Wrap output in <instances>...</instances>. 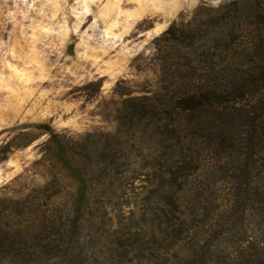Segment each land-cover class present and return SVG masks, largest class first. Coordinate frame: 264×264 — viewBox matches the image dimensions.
Instances as JSON below:
<instances>
[{"label":"rangeland","instance_id":"obj_1","mask_svg":"<svg viewBox=\"0 0 264 264\" xmlns=\"http://www.w3.org/2000/svg\"><path fill=\"white\" fill-rule=\"evenodd\" d=\"M232 1L0 0V222L19 236L0 264H264V117L178 135L168 109L134 105L172 100L184 51L199 84L210 10ZM255 4L240 6L243 52L218 63L222 83L247 66ZM172 26L195 50L157 40Z\"/></svg>","mask_w":264,"mask_h":264},{"label":"trees","instance_id":"obj_2","mask_svg":"<svg viewBox=\"0 0 264 264\" xmlns=\"http://www.w3.org/2000/svg\"><path fill=\"white\" fill-rule=\"evenodd\" d=\"M241 1L234 0L227 5H220L210 10L213 14L214 21L220 23V25L216 27L217 31L214 32L213 38L210 41L211 44L208 46V52L211 58L208 59L206 56L208 69L203 70L205 71V77L201 75L199 84H196L194 88L189 87L190 80H193L195 75L197 77L200 76L198 73L201 69L199 63L196 65L194 60L191 59L190 54L184 51L180 54L179 63H173L171 65L172 67H169L172 69L167 68V71H170L167 74L168 83L177 84L175 93L172 95V100L167 103L156 104L155 100H152L151 97L134 98L137 102L134 105L141 107L140 114L165 112V109H168V113L174 115L179 120L175 124L177 127H174L178 128L176 132L178 135H180V132L182 134L185 133V131L195 134L194 128L198 122H203L204 124L212 122L213 120L223 123L232 122L235 116L241 121L243 120L244 123L250 124L252 127L256 126L254 125L256 123L255 114L257 118L264 117V24H261V27L258 29L260 34L256 36L257 40L253 39L249 48H246L248 52L246 59L247 66L243 68L238 65L239 70L237 71L236 69V75L233 71L228 70V75L232 74L233 76L226 80L225 83L216 79V69L219 67L218 63L230 62L238 53L242 54L243 52L241 48L243 46L239 40V23H237L241 15L240 6L243 4L242 6H245L246 9L248 5L250 8L252 6L251 12L259 8L255 4L259 0H246L242 4ZM231 5L233 7L228 8ZM173 27L165 30L163 35L157 40H163L165 42L172 41L173 43L177 42L179 44L185 43L187 48L195 50L194 36L192 34L185 37H181L179 34L176 35ZM158 49L160 50L159 47ZM202 55L203 53L200 54V56ZM197 62L199 61L197 60ZM239 102H242V109L235 107ZM163 105L165 106L163 107ZM201 116H204L206 119L201 120ZM172 124L165 123L164 127L172 126ZM52 137L55 138L56 135ZM228 144L230 145L231 143ZM67 152L68 147L66 149L65 145L60 150V153L65 157L68 154ZM70 152L73 154L74 151ZM71 153L70 156H72ZM71 165L73 172L78 174L79 171L76 168V161H72ZM79 178L78 180L80 181L82 178ZM80 182L83 188H85V181ZM11 232L3 229L2 223L0 222V258L4 254H17V252L13 251L15 238L19 236L14 237Z\"/></svg>","mask_w":264,"mask_h":264}]
</instances>
